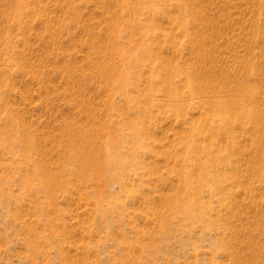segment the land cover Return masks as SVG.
<instances>
[{"label":"rangeland","instance_id":"374dc122","mask_svg":"<svg viewBox=\"0 0 264 264\" xmlns=\"http://www.w3.org/2000/svg\"><path fill=\"white\" fill-rule=\"evenodd\" d=\"M240 263L264 0H0V264Z\"/></svg>","mask_w":264,"mask_h":264},{"label":"bare ground","instance_id":"6f19581e","mask_svg":"<svg viewBox=\"0 0 264 264\" xmlns=\"http://www.w3.org/2000/svg\"><path fill=\"white\" fill-rule=\"evenodd\" d=\"M248 250V249H247ZM258 250V249H257ZM254 251V250H253ZM238 260V259H237ZM250 260V259H249ZM244 263V262H243ZM241 264V263H240ZM259 264V263H258Z\"/></svg>","mask_w":264,"mask_h":264}]
</instances>
